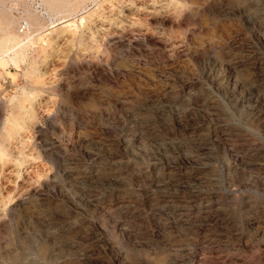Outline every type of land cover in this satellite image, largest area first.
<instances>
[{"label":"rangeland","instance_id":"374dc122","mask_svg":"<svg viewBox=\"0 0 264 264\" xmlns=\"http://www.w3.org/2000/svg\"><path fill=\"white\" fill-rule=\"evenodd\" d=\"M102 1L7 139L0 66V264H264V0Z\"/></svg>","mask_w":264,"mask_h":264},{"label":"bare ground","instance_id":"6f19581e","mask_svg":"<svg viewBox=\"0 0 264 264\" xmlns=\"http://www.w3.org/2000/svg\"><path fill=\"white\" fill-rule=\"evenodd\" d=\"M3 1L0 0V66L4 68L11 65L17 68L24 66L25 75L28 78V83L22 87L21 93L12 99V113L7 118L6 125L2 126V135L7 139L19 128L20 122L18 119L23 114L21 110L28 109L29 111L25 114H29L32 110L34 98L44 91L43 84L45 82L41 86L36 85L38 77L42 75L39 63L47 57L52 40L47 39L45 41V36H42L43 30L50 25L55 27L60 23H65L62 27H75L77 22L75 13L86 7L87 0H31L26 2L27 7L20 16L13 13V4L16 5L19 0H14L9 6L5 5ZM124 1L126 0H103L99 7L103 6L105 2L122 3ZM37 3L42 4L43 8L38 9ZM97 3L99 2L97 1ZM95 10L93 9L81 15V21L90 18ZM21 28L23 29L21 30ZM37 38L43 39L45 42L36 45ZM3 148H6L5 144H3ZM5 156V152L2 150L0 159H5Z\"/></svg>","mask_w":264,"mask_h":264}]
</instances>
